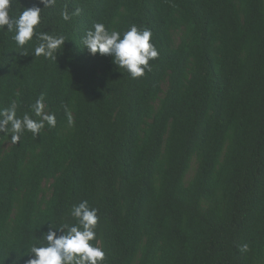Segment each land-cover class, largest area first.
<instances>
[{"label":"trees","instance_id":"16d2710c","mask_svg":"<svg viewBox=\"0 0 264 264\" xmlns=\"http://www.w3.org/2000/svg\"><path fill=\"white\" fill-rule=\"evenodd\" d=\"M41 15L37 31L66 39L56 61L0 28V109L39 120L43 95L56 117L17 143L0 133V264H26L82 200L103 264H264V0H56ZM94 23L150 28L152 70L90 55Z\"/></svg>","mask_w":264,"mask_h":264},{"label":"clouds","instance_id":"9594fccd","mask_svg":"<svg viewBox=\"0 0 264 264\" xmlns=\"http://www.w3.org/2000/svg\"><path fill=\"white\" fill-rule=\"evenodd\" d=\"M11 2L12 0H0V28L14 32L12 38L21 49L35 38L38 43L33 48L32 56L56 61L57 54L66 41L65 36L37 31V26L42 21V10L54 8L56 0H39L43 7L23 8L16 17L10 15ZM80 12L81 9L76 8L70 14L65 7L60 15L67 22L73 15L79 16ZM152 36V30L146 26L131 24L121 32L109 30L104 23H94L85 31L81 42L90 55L110 56L117 68L124 69L131 78L136 79L150 72L152 67L149 62L159 56ZM44 107V97L41 95L32 105L33 113L40 117L39 120L27 113L18 117L15 102L0 109V133H7L17 143L25 131L38 135L45 122L49 127H55V114H46ZM67 114L71 124V114ZM68 214L75 223H64L59 228L49 227L48 232L43 234L44 243L36 240L32 242L30 249L22 250L21 256H30L26 264H103L105 250L92 243L97 239L96 227L100 219L98 209L92 207L87 200H82L72 205ZM240 251H249V245H241Z\"/></svg>","mask_w":264,"mask_h":264}]
</instances>
